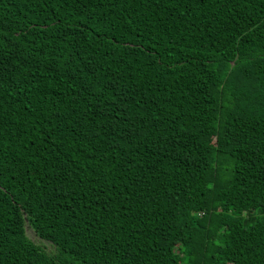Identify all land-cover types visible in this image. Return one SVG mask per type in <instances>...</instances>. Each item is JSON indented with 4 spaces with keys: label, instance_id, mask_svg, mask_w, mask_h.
<instances>
[{
    "label": "trees",
    "instance_id": "obj_1",
    "mask_svg": "<svg viewBox=\"0 0 264 264\" xmlns=\"http://www.w3.org/2000/svg\"><path fill=\"white\" fill-rule=\"evenodd\" d=\"M0 264H264V0H0Z\"/></svg>",
    "mask_w": 264,
    "mask_h": 264
},
{
    "label": "rangeland",
    "instance_id": "obj_2",
    "mask_svg": "<svg viewBox=\"0 0 264 264\" xmlns=\"http://www.w3.org/2000/svg\"><path fill=\"white\" fill-rule=\"evenodd\" d=\"M26 233L30 240H32L36 245L41 247L43 250H45L49 254H54L56 252L55 247L42 239H40L34 230L30 228L29 225L26 226Z\"/></svg>",
    "mask_w": 264,
    "mask_h": 264
}]
</instances>
